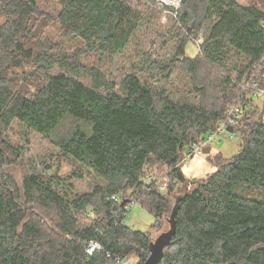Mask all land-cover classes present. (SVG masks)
Masks as SVG:
<instances>
[{
    "label": "trees",
    "instance_id": "16d2710c",
    "mask_svg": "<svg viewBox=\"0 0 264 264\" xmlns=\"http://www.w3.org/2000/svg\"><path fill=\"white\" fill-rule=\"evenodd\" d=\"M58 1L62 30L81 38L91 51L118 53L141 23L127 0ZM204 1L207 16L215 18L205 40L206 58L222 62L234 51L244 64L235 76H222L220 95H208V86H203L202 99L195 103L173 99L136 73L124 76L121 91L97 67L87 69L91 85L69 73H53L55 55L43 44L35 45L38 1L0 0V12L8 17L0 25V264H109L115 256L131 253L143 262L152 239L127 224L126 206L134 200L160 219L170 209L169 199L155 185L164 175L168 184L170 180L169 192L178 183H186L188 191L176 217L177 233L159 264H264V200L248 197L253 189L264 192V102L259 107L253 100L237 125L242 139L238 154L218 157L216 171L191 189L181 168L186 151L225 118L227 106L242 92L238 82L243 75L252 74L261 61L264 66V5ZM180 53L184 57L183 46ZM183 60L192 62V75L197 76L200 64ZM25 62L38 68L19 83L10 70ZM257 79L264 87V77ZM70 118L76 126L53 142L104 183L69 196L32 174L24 177L22 190L2 170L11 163L2 132L18 120L52 137ZM38 208L51 213L49 222ZM93 240L104 251L88 259L86 249Z\"/></svg>",
    "mask_w": 264,
    "mask_h": 264
},
{
    "label": "rangeland",
    "instance_id": "374dc122",
    "mask_svg": "<svg viewBox=\"0 0 264 264\" xmlns=\"http://www.w3.org/2000/svg\"><path fill=\"white\" fill-rule=\"evenodd\" d=\"M37 1L41 14L35 45L43 44V48L55 55L53 73L72 74L87 85H91L87 73V69L91 67L100 68L106 77L114 80L117 91H121L120 84L125 75L136 73L143 82L165 91L175 100L199 103L202 99L200 88L208 86V95H220L221 89L218 88L222 86V76H235L236 70L244 64L242 57L234 51L229 52L222 62L217 63L206 58L205 40L215 18L207 16V3L204 0H189L186 4L184 0H169L171 4L163 0H127L140 15L141 23L126 47L115 54L96 49L88 50L81 38L64 33L58 18L62 9L58 0ZM238 1L247 5H264V0ZM7 19V15L0 12V25L6 23ZM28 42L31 43L32 39ZM181 46L185 50L184 57L200 64L196 70L197 76L192 75V62L183 60ZM184 61L186 65L183 64ZM35 68H38L37 64L25 62L24 67L13 68L10 72L20 83V80L24 82L25 78H31L27 77V74ZM37 72L34 74L35 79H38ZM255 105L261 107L263 103L256 100ZM76 124L74 118L66 119L57 127L52 137H47L14 120L2 132L3 148L11 161L10 164L3 165V172L14 179L22 190L24 177L38 174L52 187L69 196L90 191L96 184H103L104 181L91 168L71 155L64 154L52 140L70 134ZM241 144L242 139L237 135L224 138L220 142L218 139L202 144L199 142L194 150L188 149L182 157L181 168L190 179V182H187L189 188L216 171L218 157L223 160L238 154ZM159 170L166 171L164 168ZM186 188V183H178L174 190L161 192L169 199L170 209L160 219L132 200L126 206L125 221L134 229L147 231L151 239L155 240L161 232L170 228L167 218L171 215L176 195L184 193ZM248 197L264 200V192L253 189L248 193ZM142 198H138V201ZM38 209L47 222L51 213ZM90 215L95 216L94 213ZM85 220L91 221L92 217H86ZM141 261L137 253H131L121 261L111 260L109 264H140Z\"/></svg>",
    "mask_w": 264,
    "mask_h": 264
},
{
    "label": "built area",
    "instance_id": "2783aa9c",
    "mask_svg": "<svg viewBox=\"0 0 264 264\" xmlns=\"http://www.w3.org/2000/svg\"><path fill=\"white\" fill-rule=\"evenodd\" d=\"M264 25V23H263ZM254 71L252 74L243 75L241 80L238 82L242 88V92L239 97L227 106L226 116L223 120L218 122L215 129L209 132L206 136L200 138L197 144L200 142H210L212 140L218 139V141H222L224 138H233L238 135L237 125L239 124L240 120L244 116L247 109L253 105V100H259L264 102V87L259 84V79L257 77H264V66L262 61L259 64H256L253 67ZM255 75H258L255 77ZM196 144V145H197ZM194 145L192 149H195ZM191 149V150H192ZM147 179H152V176L148 175ZM164 181L161 179L155 181V185L158 186L160 192H167L168 191V183L167 178L163 177ZM113 199L120 201L121 199L117 196H113ZM89 258L94 255L95 252H103L104 247L102 244H99L98 241H91L86 249ZM108 256H111V252H107ZM116 261H121L123 258L120 256H115L114 258Z\"/></svg>",
    "mask_w": 264,
    "mask_h": 264
},
{
    "label": "water",
    "instance_id": "95a60500",
    "mask_svg": "<svg viewBox=\"0 0 264 264\" xmlns=\"http://www.w3.org/2000/svg\"><path fill=\"white\" fill-rule=\"evenodd\" d=\"M188 189L184 193L176 195V201L172 208V212L169 218L170 228L161 232L155 240H151L149 243L150 254L146 260L140 264H159L165 254V248L172 244L173 237L177 233V214L180 209L181 200L187 195ZM128 199L122 201L121 205H126Z\"/></svg>",
    "mask_w": 264,
    "mask_h": 264
},
{
    "label": "bare ground",
    "instance_id": "6f19581e",
    "mask_svg": "<svg viewBox=\"0 0 264 264\" xmlns=\"http://www.w3.org/2000/svg\"><path fill=\"white\" fill-rule=\"evenodd\" d=\"M163 1H164V2H168V3H170L169 0H163ZM175 1H177V0H175ZM179 1H180V0H179ZM178 3H179V2H178ZM170 4H171V3H170Z\"/></svg>",
    "mask_w": 264,
    "mask_h": 264
}]
</instances>
